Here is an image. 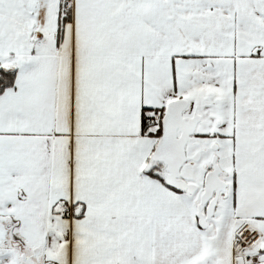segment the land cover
Masks as SVG:
<instances>
[{"label": "snow or ice", "instance_id": "6c2138e0", "mask_svg": "<svg viewBox=\"0 0 264 264\" xmlns=\"http://www.w3.org/2000/svg\"><path fill=\"white\" fill-rule=\"evenodd\" d=\"M0 264H264V0H0Z\"/></svg>", "mask_w": 264, "mask_h": 264}]
</instances>
